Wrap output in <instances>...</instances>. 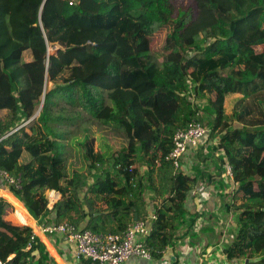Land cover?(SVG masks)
I'll use <instances>...</instances> for the list:
<instances>
[{
	"label": "trees",
	"instance_id": "trees-1",
	"mask_svg": "<svg viewBox=\"0 0 264 264\" xmlns=\"http://www.w3.org/2000/svg\"><path fill=\"white\" fill-rule=\"evenodd\" d=\"M170 1L0 0V171L14 179L0 175V188L40 224L66 221L95 233H120L145 218L144 192L152 191L159 202L145 246L159 257L197 217L185 218L184 201L203 171L166 159L176 130L197 122L209 126L219 154V187L224 162L232 167L223 203L236 213V230L224 254L264 264V47L256 49L264 46V0H192L182 13ZM160 33L157 67L151 51ZM211 86L241 94L220 120ZM72 109L114 122L126 145L108 156L85 135L77 145L87 170L68 173L63 142L81 122ZM46 189L61 194L51 209ZM11 208L0 196V260L52 264L38 240L26 249L32 229L5 220Z\"/></svg>",
	"mask_w": 264,
	"mask_h": 264
},
{
	"label": "crops",
	"instance_id": "crops-1",
	"mask_svg": "<svg viewBox=\"0 0 264 264\" xmlns=\"http://www.w3.org/2000/svg\"><path fill=\"white\" fill-rule=\"evenodd\" d=\"M262 47L264 46H258L256 49H261ZM26 53V58H28L29 51H26ZM5 112V110H0V114ZM115 129L118 130L117 127ZM206 140L205 144L204 141L197 148L189 147L181 159L182 168H185L190 173L198 172L197 170L203 171V174L198 175L196 181L191 185L184 201L185 218L189 220L196 215L194 223L190 228L185 223L181 224L174 233L172 243L161 252L159 257L150 259L130 257L124 264H238L235 261H229L223 250L225 244L235 233L236 213H234L233 209L226 207L224 203H222L221 207L219 196V193L226 194L229 182L223 178L227 186L225 187L224 185V188L219 187L218 181L222 177L214 169L217 165L215 156L211 154L202 156L198 152L200 147L206 148L208 146L206 144L209 143V139L206 137ZM28 158L27 155L26 159ZM197 167L198 169L196 170ZM92 180L93 178L91 177V182ZM222 189L225 190L223 191ZM49 191V189H46L44 194L47 200V208L51 209L61 197V194L59 191H55L49 197ZM151 192L149 190L144 192L147 209L146 217L153 214L154 205L159 202V198L152 197V194L147 196L146 193ZM0 196L12 206L5 214V220L15 225H27L36 231L37 239L42 244L43 250L47 252L48 259L52 264H90L84 259L77 258L73 246L60 236H49L42 233L38 228L40 222L29 214L24 205L8 188H0ZM18 209L20 211L22 209V212L26 213L28 217L27 223H24L19 218ZM227 233L230 234L229 237Z\"/></svg>",
	"mask_w": 264,
	"mask_h": 264
},
{
	"label": "built area",
	"instance_id": "built-area-1",
	"mask_svg": "<svg viewBox=\"0 0 264 264\" xmlns=\"http://www.w3.org/2000/svg\"><path fill=\"white\" fill-rule=\"evenodd\" d=\"M209 128L197 122H192L184 128L177 129L173 136V148L166 159L172 161L174 168L180 167V160L189 147H198L206 140ZM225 178L232 176V167L225 161L223 164ZM0 175L7 181L14 179L5 171ZM51 197L55 189H49ZM155 216L136 219L129 223L120 233H95L89 229H77L69 222L39 224V230L49 236H60L72 245L77 258L88 260L90 264H124L130 257L150 259L151 253L145 246L151 223ZM229 237L230 234L227 233ZM36 231L32 230L26 249L32 248L37 241ZM0 260V264H9Z\"/></svg>",
	"mask_w": 264,
	"mask_h": 264
},
{
	"label": "rangeland",
	"instance_id": "rangeland-1",
	"mask_svg": "<svg viewBox=\"0 0 264 264\" xmlns=\"http://www.w3.org/2000/svg\"><path fill=\"white\" fill-rule=\"evenodd\" d=\"M192 0H172L170 1V5L175 6L176 10L180 13L183 11H186L191 5ZM179 14V13H178ZM163 38V33L157 34L153 38V47L151 51L152 58L154 59L156 66L158 67L161 65V57H160V46ZM54 49L51 48V51ZM27 53L24 52V57H26ZM30 56V53H29ZM173 79V78H172ZM177 79H175L176 81ZM206 93L208 95L209 101L211 103V107L216 111L217 116L220 120V118L223 116V114H230L232 112L233 104L241 96V94L237 93H224L215 86H211L206 89ZM73 110V111H72ZM69 110L68 113L79 111V120L81 122L79 124L75 125H69L67 128L68 134L67 139L63 142L64 152L66 156V170L68 173H70L73 169H80V170H87L86 162L83 159V149L80 148L79 145H77V140H81L85 135L94 136L96 138L95 147L98 151L104 153L105 155H110L112 152H114L116 149L123 147L127 143V136L125 135V132L123 129H115V124L112 121H103V120H97L92 117H90L87 113L81 112L79 109H72ZM4 115V114H0ZM209 128V126H207ZM208 138V136H207ZM207 141V140H206ZM204 142V144L206 143ZM208 146L203 147L205 150L201 152L202 156H208L213 155L216 158H219V154L212 151V144L214 141L208 140ZM23 160H26L27 155L24 153ZM184 156V155H183ZM182 156V158H183ZM181 158V159H182ZM108 162V161H107ZM216 162V160H215ZM109 167V163L106 165ZM215 170L219 171L217 167H214ZM141 171L143 173L146 172V167L142 166ZM95 172V170H94ZM93 172V173H94ZM87 182H91V177H88ZM225 187L227 186L224 182ZM229 186V185H228ZM223 191L225 189H222ZM222 192V191H221ZM147 196L149 194H152V197H155V194L153 192L146 193ZM232 192L230 189L226 191V194L223 195V197H220L221 199V207L223 202H229V199L231 198ZM224 198V200H223ZM27 223V222H24ZM227 224V223H226ZM236 230V228H234ZM227 242V241H225Z\"/></svg>",
	"mask_w": 264,
	"mask_h": 264
},
{
	"label": "water",
	"instance_id": "water-1",
	"mask_svg": "<svg viewBox=\"0 0 264 264\" xmlns=\"http://www.w3.org/2000/svg\"><path fill=\"white\" fill-rule=\"evenodd\" d=\"M38 113H39V110L35 113V115H34L32 118L36 117V116L38 115ZM136 219H137V218H136V216H135L134 220H136Z\"/></svg>",
	"mask_w": 264,
	"mask_h": 264
}]
</instances>
